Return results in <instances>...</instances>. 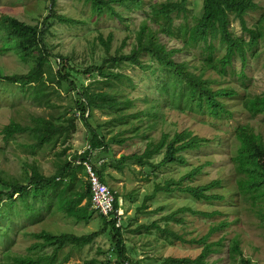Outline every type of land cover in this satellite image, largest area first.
I'll use <instances>...</instances> for the list:
<instances>
[{"label": "trees", "instance_id": "1", "mask_svg": "<svg viewBox=\"0 0 264 264\" xmlns=\"http://www.w3.org/2000/svg\"><path fill=\"white\" fill-rule=\"evenodd\" d=\"M85 1L96 18L108 14L125 22L126 27V13L143 6V0ZM188 3V0H163L152 4L151 10L146 13L134 33L129 51L124 50L129 35L113 48L114 32L107 36L99 33L96 39L102 52L88 65L76 61L72 55L54 52L47 37V30L53 19L73 26L87 20L86 16L74 17L57 12L56 0H49L47 13L40 16V20L34 24L7 13L0 14V54L11 52L10 55H14L25 67L24 70L22 68L17 72H8L0 64V91L11 95L15 91L22 96L29 94L36 105L51 109L46 114H31L29 122L12 119L4 125L0 134L5 141L26 134L30 142L23 144V147L31 154L46 145L54 147L60 142L64 146L58 153L56 172L50 176L40 171L35 160L23 163L26 170L21 178L8 175L0 167V213L23 210L31 214L30 217H5L7 220H18L33 219L34 212L46 210L50 213L62 212L68 218L85 222L97 214L103 223L99 229L81 235L68 231L56 233L48 229L33 232L35 241L25 252L14 250L10 246L11 242L5 241L4 250L0 252V264H65L74 251L80 252L93 245L102 234H109L112 240L108 254L104 255L106 258L85 259L84 264H130L123 227H116L115 221H109L92 206L91 186L87 178H84V161L92 164L107 186V181L104 180L107 167L122 170L132 160L152 168L165 167L167 163L173 166L180 164L182 168L178 176L171 174L163 182L155 183L153 193L145 196L143 207L146 200L154 197L160 190L179 189L199 200L223 199L224 194L219 189L225 185L221 178L197 185L191 182L204 172V166L211 163V160L202 162L199 158L195 162L188 156L192 155L191 151L209 144L211 139L195 134L190 129L175 130L173 133L163 130L160 138L151 139L141 152L103 159L101 164L92 162L96 150L110 148L113 143L122 144L130 138H122L117 134L106 140L101 130L102 125L96 123L92 113L95 108L107 109L119 114L115 120L127 119L122 109L134 103V97H130L128 92L130 86L135 85L134 79L124 72V68L128 66L152 70L160 81L157 86L158 96L141 112L145 113L143 119L155 118L147 127H156L160 120L162 123L166 121V112L175 108L182 112L192 110L215 119L234 118V111L238 109L251 116L264 113V91L253 93L245 90L242 93V86L237 88L231 84L232 81L227 82L228 69L235 59L238 58L242 66H245L249 53L264 41V20L260 19L258 23L249 25L246 18L249 10L259 7L258 2L201 0L200 9L196 11L194 8L193 13ZM119 6H123L125 10H120ZM175 18L179 19L177 23ZM233 19L239 21L242 34L233 30ZM161 34L174 39L179 46L168 47L162 41ZM74 49L72 47L73 54ZM196 49L200 52L195 51ZM182 54H189V58H177ZM86 74L91 77L88 83L84 82ZM61 90L73 93L72 102L64 110L61 109L62 104L53 99ZM233 98L234 108L231 101ZM144 100H148L146 94ZM159 104L163 105V109L159 108ZM79 121L88 127L89 147L81 154H67V150L71 148L68 142L77 130ZM234 137L236 146L229 159L236 172V192L250 198L252 204H257L264 200V136L251 123L238 122L234 127ZM162 150V159L159 162L152 160ZM185 181L189 183L185 184ZM109 189L114 192L112 188ZM114 193L115 206L118 207L121 195L116 191ZM17 204L23 208H16ZM187 210L192 208L181 206L179 210H173L164 216V219H167V223L171 220L183 223V215L176 214ZM215 213L219 211L208 212L206 215ZM228 224L227 220H219L210 224L205 235L192 238L178 233L169 223L162 227L153 221L142 224L141 227L148 230L157 228L170 238L202 246L196 257L168 256L161 264H215L218 258L211 261L209 256L220 252L223 238L215 241L209 238ZM12 229L8 224L0 228L4 231ZM8 239L11 240V236ZM49 248L52 250L48 251ZM229 255L233 264H257L250 255L244 253L238 237L231 240Z\"/></svg>", "mask_w": 264, "mask_h": 264}, {"label": "rangeland", "instance_id": "2", "mask_svg": "<svg viewBox=\"0 0 264 264\" xmlns=\"http://www.w3.org/2000/svg\"><path fill=\"white\" fill-rule=\"evenodd\" d=\"M163 0H143V6L127 12L128 27L125 22H120L116 17L105 14L99 18L92 15V10L85 0H56L55 8L57 12L74 17L86 16L84 22L73 26L65 25L53 19L47 30L48 43L54 52L69 54L83 64L92 63L96 56L102 52L99 45V33L107 36L114 32L115 38L113 48L122 43L124 38L129 35L128 43L124 47L129 51L134 41V33L146 13L151 10V5ZM188 6L196 11L200 9L201 0H188ZM259 7L256 10H249L246 18L248 24H256L260 19L264 20V0H255ZM49 0H0V14L7 13L18 17L26 23H37L40 16L46 14ZM117 6V3H114ZM125 10L123 6L118 7ZM89 17V18H87ZM179 21L175 18V23ZM264 25V21H263ZM237 34H242V28L238 20L233 19L231 24ZM161 39L166 42L168 47L179 46L174 39L161 34ZM97 43L98 45H94ZM74 47V54L72 53ZM195 51L200 52L199 49ZM11 52L0 54V64L8 69V72H17L25 69L21 62ZM189 58V54L178 55L177 58ZM148 59V57H144ZM97 59V58H96ZM124 72L129 74L135 82L131 85L128 92L130 97H134V103L130 107H123L122 113L127 115V119L115 120L119 114L107 109L95 108L92 110L96 123L99 122L101 130L106 140L119 134L120 137H130L122 144L113 143L110 148L106 147L96 150L92 156V162L102 163L103 159L109 160L119 158L122 154H131L141 152L145 149L146 143L151 139L158 140L162 131L175 130L180 131L184 128L190 129L193 133L208 137L211 142L201 149L191 151L195 162L211 160L206 164L201 172L191 182L195 185L206 183L209 180L221 178L225 187L219 189L223 194V199L219 200H199L179 189L172 191L160 190L154 197L146 200L144 198L154 191L156 182H163L171 174L178 176L182 166L180 164L171 165L167 163L165 167L152 168L148 165H140L136 161H130L124 169L117 170L113 167H107L104 180L114 192H118L121 197L119 202L125 215L123 221V235L127 251L130 254V264H161L168 256L175 257H196L202 246L200 244H190L166 236L157 228L145 229L142 224H150L153 221L158 222L162 227L170 224L173 229L182 233L186 238L200 237L208 232L210 224L219 220H227L229 223L222 230L214 232L209 240L215 241L223 238L220 252H215L209 256L211 261H218L215 264H233L229 255V246L234 237H238L240 245L245 254L250 255L251 259L257 264H264V200L257 204H252V200L236 192V172L230 163V155L236 146L234 137V127L240 123H251L257 132L264 136V113L251 116L244 110H235L234 118L215 119L199 112L188 110L182 112L178 108L166 112L167 119L162 123L158 121L156 127H147L148 123L153 122L155 118L143 119L145 113L142 110L150 105L154 98L158 96L157 86L160 84L158 77L152 70H142L138 66L124 68ZM227 82L232 81V85L242 86L241 92L245 90L253 93L264 91V41L254 48L248 56V63L242 66L241 61L235 59L232 67L228 69ZM91 77L86 74L84 82L88 83ZM128 90V91H129ZM13 95L0 91V131L10 120L16 119L21 122H29L31 114H46L51 109L36 105L29 94L20 95L15 91ZM145 94L148 100L145 101ZM73 93L61 90L60 94L53 97L62 104L61 109H67V105L72 102ZM232 108L235 105V99H231ZM163 109V105L159 104ZM137 113V116L134 114ZM94 125V124H93ZM137 132V133H136ZM88 127L78 122L77 130L72 134L69 140L70 149L67 154L83 153L89 147ZM30 142L26 134L18 135L8 141L3 139L0 134V167L8 175L21 178L25 175L26 168L23 167L25 161L35 160L40 171L48 176L54 174L57 169L58 153L64 146L57 143L54 147L46 145L38 149L34 154L28 153L23 144ZM164 150L155 154L152 160L159 162L163 157ZM79 163V161L77 162ZM177 166V167H175ZM81 174H78L80 177ZM86 179V176H84ZM189 183L185 181V184ZM181 206L191 207L185 213L179 212L176 216L183 215L184 222L175 221L166 222L164 216H167L173 210H179ZM16 208H23L20 204ZM200 211V212H199ZM219 211L214 215H206L208 212ZM9 213L10 215H7ZM25 211L11 210L0 213V228L12 226L9 231L0 230V252L4 249V242H11L10 246L14 250L25 252L31 243L35 241L33 232H39L42 229H48L56 233L73 232L81 235L89 233L103 226L101 218L94 214L88 222L76 221L68 218L62 212L50 213L42 210L40 213L34 212L33 219L7 220L5 217L26 216L30 217ZM32 220V221H31ZM6 235V236H4ZM11 236V240L8 239ZM109 234L99 236L93 245L85 247L82 251H74L72 256L65 264H84L85 259L95 258L104 260L111 246ZM4 243V244H3ZM49 248L48 251H51ZM101 264V263H93Z\"/></svg>", "mask_w": 264, "mask_h": 264}, {"label": "built area", "instance_id": "3", "mask_svg": "<svg viewBox=\"0 0 264 264\" xmlns=\"http://www.w3.org/2000/svg\"><path fill=\"white\" fill-rule=\"evenodd\" d=\"M87 178L92 191V206L102 213L108 220L115 221L116 226H121L123 210L115 206V193L104 183L92 164L84 161Z\"/></svg>", "mask_w": 264, "mask_h": 264}, {"label": "clouds", "instance_id": "4", "mask_svg": "<svg viewBox=\"0 0 264 264\" xmlns=\"http://www.w3.org/2000/svg\"><path fill=\"white\" fill-rule=\"evenodd\" d=\"M84 164V163H83ZM86 178H87V172H86ZM87 180H88V178H87ZM118 207H122V205L120 204V202L118 201ZM122 209V208H121ZM123 218H125V215H124V213H123ZM109 221H112V220H109ZM123 221H124V219H123ZM122 225H123V222H122ZM122 225L121 226H116V227H122Z\"/></svg>", "mask_w": 264, "mask_h": 264}]
</instances>
